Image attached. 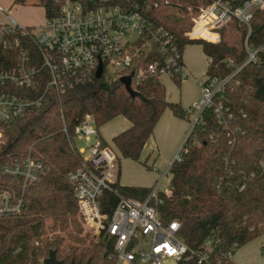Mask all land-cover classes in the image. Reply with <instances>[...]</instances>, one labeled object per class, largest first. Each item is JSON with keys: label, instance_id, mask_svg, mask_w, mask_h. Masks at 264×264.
Wrapping results in <instances>:
<instances>
[{"label": "trees", "instance_id": "1", "mask_svg": "<svg viewBox=\"0 0 264 264\" xmlns=\"http://www.w3.org/2000/svg\"><path fill=\"white\" fill-rule=\"evenodd\" d=\"M120 6L139 13L156 26L165 27L173 36L183 64L188 45H201L209 60L208 78L227 80L225 91L217 94L188 134L180 162L170 170L171 196L160 194L161 220L181 225L180 235L192 250H202L213 241V251L203 264H237L226 254L234 253L264 233V52L255 64L236 67L247 59L245 41L248 29L229 21L220 31V41L211 44L190 41L186 34L192 20L215 0H84ZM15 5H29L44 10L46 19L57 17L62 0H14ZM191 15L180 18L183 12ZM0 73L17 71L21 51L27 53L28 67L40 70L42 59L31 37L18 28L0 24ZM32 30V28H27ZM249 44H264V11L257 10L251 24ZM16 41L20 45L16 44ZM151 52L144 65L163 61ZM232 61L233 66L227 62ZM41 70L31 89L10 86L11 93L37 99L47 89L49 75ZM48 77V78H47ZM45 78V79H44ZM180 86L179 74L170 76ZM129 94L119 79L104 75L100 79L58 93L47 89L43 104L10 124H0V191L20 194L21 180L4 177L5 165L24 161L28 152L44 165L41 181L25 192L24 210L14 216L0 217V264H43L54 253L63 264H113L110 253L96 245H87L80 237L79 209L68 175L80 166L69 139L86 116L94 120L97 131L117 117H125L130 127L114 137L117 156L140 162L142 152L160 118L171 110L186 119V111L166 97V88L158 74H147L131 84ZM222 108L226 125H220L216 110ZM67 130V134L64 132ZM102 146H108L101 140ZM119 160V158H118ZM150 168V167H149ZM119 193L144 201L152 188L116 185ZM105 213H111L117 199L106 193L101 199ZM105 204V205H104ZM54 225L47 228V223ZM107 254V256H105ZM183 264H198L196 260Z\"/></svg>", "mask_w": 264, "mask_h": 264}, {"label": "built area", "instance_id": "2", "mask_svg": "<svg viewBox=\"0 0 264 264\" xmlns=\"http://www.w3.org/2000/svg\"><path fill=\"white\" fill-rule=\"evenodd\" d=\"M257 10L264 11V0H215L193 18L186 37L190 41L217 44L220 41L219 31L229 21L235 20L245 26L248 29L245 41L247 59L242 66L235 68L236 74L245 65L257 63L264 52V44L257 48L249 44L251 24ZM8 25L33 39L41 55L42 67L40 70L29 68L27 53L21 51L18 70L0 73V124H10L28 111L39 108L47 89L61 94L67 89L92 82L97 78L100 66L102 77H131L132 84L141 81L147 74L170 78L177 73L182 81L186 79L180 62L181 54L172 34L165 27L153 25L139 13L120 6L62 0L59 15L47 19L45 31L40 34L14 21ZM2 31L0 41L3 39ZM16 44L20 45L18 41ZM154 51L163 56V61L144 65L142 60ZM227 64L233 66L232 61ZM41 70L49 75L47 89L41 97L27 98L8 91L10 86L31 89L37 83L36 76ZM226 81L207 77L200 84V97L187 112V115L194 116L188 134L204 109L211 105L215 95L225 91ZM216 117L220 125H226L222 108L216 110ZM64 132L67 134L66 128ZM75 139L84 142L85 147L76 149ZM69 141L80 160L79 168L68 175L77 200L78 220L83 228L80 237L87 238V243L101 246L110 253L113 264L207 262L212 255L213 241L206 242L199 252L192 250L180 235L179 221L164 224L161 220L160 194L170 197V188L160 192L158 184L144 201L126 198L119 193L116 188L118 156L111 147L102 146L91 116H86L75 128L74 139ZM184 142L168 164L165 176L175 162L181 161L185 152ZM1 174L21 180L19 195L11 190L0 191V217H14L24 210L26 190L41 181L44 165L32 157L30 150L22 163L5 165ZM106 193L117 199L111 213L103 210L101 199ZM234 250L226 254L228 260L234 261Z\"/></svg>", "mask_w": 264, "mask_h": 264}, {"label": "rangeland", "instance_id": "3", "mask_svg": "<svg viewBox=\"0 0 264 264\" xmlns=\"http://www.w3.org/2000/svg\"><path fill=\"white\" fill-rule=\"evenodd\" d=\"M13 1L14 0H0V7H2L5 10V13L2 12V10L0 11L1 21L4 20V17H6V15H9L21 27L32 28L35 34H40L45 31L47 19L45 17L44 11L40 7H34L29 5H26L24 7H13ZM188 13L189 14H185L182 12L179 17L185 18L188 16H192L190 9ZM199 48L200 45H188L184 50V58L185 61L189 60V62H191V65L196 66L198 69H201V71L203 72L201 73L200 76L204 75L202 80H206L207 79L206 76L207 64L205 63L206 59L205 56L203 58V54L201 53V50ZM188 54H190L191 58ZM161 81L166 88L168 97L174 95L177 96V94H181V92H183L184 100H189V99H193L198 95L196 84L192 81L188 83H182L180 86H177L174 83H172V80L167 76H161ZM193 120H194V116H191L190 121L188 122L189 125L188 131L192 126ZM157 138L159 140L151 139L149 147H152V151L146 148L145 151L142 153L140 162L127 160L121 157L120 154L118 153L119 160L117 161V167H116V173L118 177L120 176L121 173V175L125 174L132 178H140V180H143L144 182H150V181L154 182L155 177H159L160 179L174 156L171 157L170 160L168 159L169 161L168 160L164 161L165 156H163L162 153L158 151V149L161 148V146L168 147L171 142L165 136L163 137V140H160L161 139L160 136ZM181 144L178 145L177 150H179ZM74 145L76 149L85 147L84 142L78 141L76 139L74 140ZM151 152H155V154L153 155V153L151 154ZM127 163L129 164V166L126 165ZM166 188L167 187H165V185H161L160 187L162 192H164ZM47 225H48L47 228H50V225L53 226L54 223L51 220L47 223ZM87 244H89L90 246L94 245L90 243ZM98 247L102 248L101 246ZM233 259L239 264H264V233L259 238L255 239L254 241L246 244L245 246L235 251Z\"/></svg>", "mask_w": 264, "mask_h": 264}, {"label": "crops", "instance_id": "4", "mask_svg": "<svg viewBox=\"0 0 264 264\" xmlns=\"http://www.w3.org/2000/svg\"><path fill=\"white\" fill-rule=\"evenodd\" d=\"M13 7H24V6L23 5H15L14 1H13ZM1 10H2V12L5 13V10L2 7H0V11ZM3 17H4V15H3ZM11 21L16 22L11 16L6 15V17H4V20H2V21L0 20V24H9V23H11ZM17 25H19V24H17ZM199 49L201 50V53L203 54V58L205 56V59H206L205 63L207 64L206 67L208 68L209 60L203 52V47L200 45ZM188 55L190 56V54H188ZM190 58H191V56H190ZM183 71H184V74L186 75V79L183 80L182 83H188L190 81L194 82L196 84V87L198 90V95L196 97H194L193 99L184 100L183 92H181V94H177V96L174 95V96H170V97H168V94L166 92V97H167L168 102L179 104L186 111L187 118L186 119L178 118L177 116H175L172 113L171 110H166L164 112V114L162 115V117L160 118L156 128L154 129L153 135L151 136L152 140H159L157 138L159 136L161 137L160 140H163V137L165 136L171 142L168 147H164V146L162 147L161 146V148L158 149V151L160 153H162L163 156H165L164 161L168 160V159L170 160V158L173 157L175 152L177 151L178 145H180L182 143V141L184 142V137H186V134L188 131V126H189L188 122L190 121V118H191L190 115H187V112L198 101V99L200 97V93H201L200 84L204 81V80H202L204 75L200 76L203 71H201V69H198L196 66L191 65V62H189V60L185 61L184 55H183ZM130 125H131L130 122L125 117H122V116L117 117L116 119L108 122L107 124H105L104 126H102L98 130V138L105 141V143H107L108 146L113 149L114 146H113L112 141H113L114 137L117 136L118 134L122 133L126 129H128L130 127ZM151 139L148 140L143 152L145 151L146 148H148L150 151H152V147H149ZM152 153H153V155L155 154V152H151V154ZM127 160H129V159H127ZM130 161H132V160H130ZM126 165L129 166L128 163ZM164 174H165V172L162 174L160 179H159V177H155L154 182H151V181L150 182H144L143 180H140V178H132V177H129L125 174L121 175V173H120V176L118 177V182H119L120 186H124V187L154 188L155 186L160 184L159 191L162 192L160 189L161 185H165V187H167L166 189H168L170 187V176H169V174H167L166 176ZM168 176H169V178H168ZM237 264H239V263H237Z\"/></svg>", "mask_w": 264, "mask_h": 264}, {"label": "water", "instance_id": "5", "mask_svg": "<svg viewBox=\"0 0 264 264\" xmlns=\"http://www.w3.org/2000/svg\"><path fill=\"white\" fill-rule=\"evenodd\" d=\"M96 77L97 79H100L102 77V66L99 67ZM119 82L125 87V89L127 90L129 94H133V90L131 88V84H132L131 77H122L119 79ZM105 256H107V254H105ZM43 264H63V263L56 259V256L54 253H51L50 257L43 261ZM87 264H90V263H87Z\"/></svg>", "mask_w": 264, "mask_h": 264}]
</instances>
